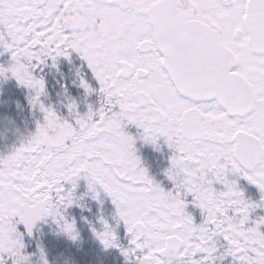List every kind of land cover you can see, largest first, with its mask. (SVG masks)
I'll return each instance as SVG.
<instances>
[{
    "label": "snow or ice",
    "instance_id": "6c2138e0",
    "mask_svg": "<svg viewBox=\"0 0 264 264\" xmlns=\"http://www.w3.org/2000/svg\"><path fill=\"white\" fill-rule=\"evenodd\" d=\"M0 47L11 53L0 77L32 90L30 103L44 113L26 142L0 155V264H31L24 237L46 217L79 239L63 210L82 175L94 199L97 188L112 198L131 236L122 248L131 264L225 256L264 264V216H251L261 204L238 182L264 194V0H0ZM72 52L100 87L83 76L80 85L101 102L81 114L70 100L63 115L41 101L46 83L37 72ZM161 138L174 150L171 189L135 147ZM189 197L200 223L187 211ZM103 225L96 235L105 248L121 247ZM40 257L49 264L43 248Z\"/></svg>",
    "mask_w": 264,
    "mask_h": 264
},
{
    "label": "trees",
    "instance_id": "16d2710c",
    "mask_svg": "<svg viewBox=\"0 0 264 264\" xmlns=\"http://www.w3.org/2000/svg\"><path fill=\"white\" fill-rule=\"evenodd\" d=\"M0 52H3V55H0V64L10 60L11 53L4 52L2 47ZM37 75L43 76L46 83L47 94L41 97V101L63 115L68 113L66 105L70 100L77 103L81 114L88 111L89 104L98 107L101 102L98 91L88 94L80 85L83 76L93 88L99 89V83L86 61H82L74 52L71 54V60L61 57L56 66L51 61L42 65ZM33 94L32 90L20 85L14 77L9 76L7 79L0 77V155H6L13 148L26 142L35 133L37 122H42L44 113L38 107L33 108L29 100L30 95ZM128 130L138 135L139 130L134 126H130ZM166 143L165 138L158 141V146L137 139L135 147L149 174L162 186L170 188L171 184L160 162L165 159V168H169L168 161L173 153L170 154L168 151L164 157L160 156V151ZM231 179L237 178L231 177ZM238 182L248 200L261 204L252 211V219L264 216V200L261 199L264 194L256 185L250 184L245 179L240 178ZM88 183V179L83 175L77 179V187L74 190L75 202L63 210L69 220L76 221L79 239L72 240L67 234L60 232L53 217L44 218L38 222L32 235L26 234L24 237V252L30 256L31 264H43L40 257L41 248L44 249L49 264H131V260L122 252V248L129 247L131 236L127 233L124 223L119 220L112 198L97 188L100 196L99 199H94V193L89 189ZM221 186L217 183V187ZM191 199L189 197L187 211L195 217L197 223H200L203 220L202 210L192 204ZM103 221H107L112 226L121 247L105 248L101 243L96 233L104 230ZM20 229L26 232L23 225ZM218 247L221 251L227 247L222 238L218 241ZM131 259L134 260L135 257ZM233 262V257L225 256L222 260L217 259L215 264H233Z\"/></svg>",
    "mask_w": 264,
    "mask_h": 264
},
{
    "label": "rangeland",
    "instance_id": "374dc122",
    "mask_svg": "<svg viewBox=\"0 0 264 264\" xmlns=\"http://www.w3.org/2000/svg\"><path fill=\"white\" fill-rule=\"evenodd\" d=\"M75 54H77V56H80L78 53H76V52H74ZM81 58V57H80ZM82 59V58H81ZM82 61H83V59H82ZM87 63V62H86ZM100 87V86H99ZM133 131V130H132ZM133 135H137V134H135L134 133V131H133ZM166 146H164V147H162L163 149H161V151H160V156L161 157H164L165 156V154L168 152V151H170V154H172L173 152H174V150L173 149H171V148H169V146H168V144L166 143L165 144ZM173 155V154H172ZM171 160V159H170ZM165 159H162L160 162H162V164H163V168H162V170L163 169H165V171L164 172H166L167 171V169L165 168ZM169 163H168V167H170V161H168ZM166 176V178H168L167 177V175H165ZM169 180V179H168ZM169 182H170V184H171V187L170 188H166V189H171L172 187H173V184H172V182L169 180ZM215 187H217V184H215L214 185ZM222 187L223 186H221V187H217L218 189H221L222 190Z\"/></svg>",
    "mask_w": 264,
    "mask_h": 264
},
{
    "label": "clouds",
    "instance_id": "9594fccd",
    "mask_svg": "<svg viewBox=\"0 0 264 264\" xmlns=\"http://www.w3.org/2000/svg\"><path fill=\"white\" fill-rule=\"evenodd\" d=\"M28 140V139H27Z\"/></svg>",
    "mask_w": 264,
    "mask_h": 264
}]
</instances>
